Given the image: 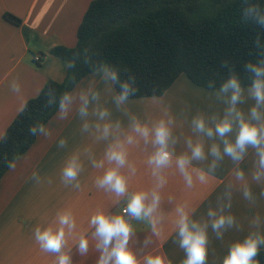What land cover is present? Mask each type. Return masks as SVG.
I'll list each match as a JSON object with an SVG mask.
<instances>
[{
	"label": "crops",
	"instance_id": "0c3cea01",
	"mask_svg": "<svg viewBox=\"0 0 264 264\" xmlns=\"http://www.w3.org/2000/svg\"><path fill=\"white\" fill-rule=\"evenodd\" d=\"M92 1L0 0V137L18 115L20 107L37 96L47 81L64 80L66 62L51 55L50 49L75 46L78 27ZM4 14L19 18L21 23L15 25L8 22ZM34 56L40 57V65L34 62ZM13 79L21 85L20 94L13 93L9 88ZM89 85L100 91V103L112 109V119H120L126 130L128 117L122 110H117L113 102V96L117 94L115 87H109L98 70L83 77L71 91L79 92ZM217 90L196 86L181 74L163 95L129 99L124 108L142 121H147L149 126L162 117L167 119L165 112L173 116V132L177 140L172 147L179 155L188 151L185 140L189 136L193 140L197 138L190 127L193 115L197 112H203L208 117L223 114L225 105L216 98ZM253 103L248 100L240 107L247 113ZM55 113L45 124L52 133L51 137H35L31 146L14 161L16 170L10 171L8 168L0 180V264H53L55 257L40 251L32 238V231L38 224H54L58 210H70L76 219L77 228L69 238L72 264H96L99 253L95 251L94 228L89 227L91 216L97 211L119 215L126 206L127 196L117 201L114 194L97 189L94 184L95 177L101 171L91 167L90 157L100 159L106 142L96 143L88 133H82V121L74 111L63 121L57 120ZM89 119L95 120V117L90 116ZM235 134L234 127L229 139L234 140ZM61 138L67 140L64 147L58 146ZM200 138L205 142L206 153L212 143H220L218 138ZM76 151H79L85 164V170L79 177V189L71 185L66 187L60 179L65 160ZM153 151L152 144H145L143 140L129 147V161L135 167V173L127 167L122 169L130 176L129 194L145 190L151 197L156 181L146 161ZM212 160L208 155L206 160L193 161V166L207 171ZM255 160V150L249 148L240 164L245 170L246 181L252 187L254 202L244 199L241 190L244 182L235 179V165L227 156L209 174L207 183L201 184L194 180L192 188L185 186L174 162L171 167L164 169L167 183L159 189L160 212L164 217L162 234L157 237L146 223L130 220L134 235L129 247L137 254L140 264H144V258L149 254H163L171 264H182L184 252L176 242L175 229V208L179 204H187L195 209L192 218L205 222L209 220L208 210H218L229 202V194L231 196L232 207L226 210V214L230 211L236 217L238 226L225 230L222 239H217L209 226L207 264H222L230 245L242 240L250 232L258 231L264 235V197L260 196L264 180L260 183L251 180ZM105 167L108 165L105 164ZM34 171L38 179L30 178ZM256 216H259L258 226L253 223ZM81 233L89 239L86 257H81L73 245V240Z\"/></svg>",
	"mask_w": 264,
	"mask_h": 264
},
{
	"label": "clouds",
	"instance_id": "9594fccd",
	"mask_svg": "<svg viewBox=\"0 0 264 264\" xmlns=\"http://www.w3.org/2000/svg\"><path fill=\"white\" fill-rule=\"evenodd\" d=\"M240 18L255 29L264 30V4L259 0H240ZM262 32H257L254 46L258 50L255 61L248 59L243 63L244 70L250 77L245 87L240 75L230 71L215 92L216 98L225 107L223 114H214L211 117L203 112H197L192 116L190 127L197 138L193 140L189 136L185 140L188 151L175 153L177 137L173 132L175 119L168 112L165 118H160L149 126L147 121H142L139 116L130 113L124 106L129 102V97L135 96L137 88L134 87L135 78L121 81L118 70L107 62H101L98 71L102 74L103 81L112 87L118 85L120 91L114 94L113 102L117 110H122L128 117V126L125 130L120 119H112V109L100 103V91L92 85L82 88L79 92L64 91L59 96L55 118L67 120L70 114L75 112L82 121L80 131L88 133L99 143L106 142L103 155L100 159L90 157L91 167L101 171L94 179L97 189L114 194L117 201L127 196L126 206L122 214L110 215L104 211L95 212L90 220L89 227L94 228L92 233L95 243V251L99 253L96 264H140L137 254L129 247V241L134 235V228L130 220L146 223L153 235L159 237L162 234L161 225L164 217L160 212L161 195L159 189L167 183L163 170L175 163L184 184L188 188L194 186V180L205 184L210 173H213L225 156L235 165L234 176L237 181L244 182L242 195L245 200L254 202L251 185L246 181L245 170L240 167L248 154L249 148L255 150L256 160L254 170L251 172V180L260 183L264 180V45L261 44ZM78 55V54H77ZM87 63L88 61L85 60ZM68 68H74V62H66ZM211 87V84L209 85ZM13 93H21V85L13 79L9 83ZM43 94L48 97L45 107L51 108L56 104V96L51 88ZM248 100L254 101L247 113L240 105ZM91 107V112H90ZM27 104H23L19 111L23 113ZM95 117L90 120L89 117ZM236 129L235 139H229L230 134ZM29 135L48 139L52 133L43 123L32 124L28 128ZM200 136L209 140L218 138L220 143H212L205 151V142ZM5 137H0V142ZM140 140L145 144L151 143L154 151L147 158V165L151 168V175L155 178V187L149 192L139 190L129 194L130 176L122 169L129 168L135 173V167L129 161V147L136 145ZM221 143L223 148L221 149ZM67 140L59 139L58 146L64 147ZM89 151V149H85ZM210 155L213 160L207 171L193 166V161H203ZM105 164L108 167H105ZM10 171L16 170L15 162H8ZM85 170V164L80 158L79 151L73 152L64 162L60 171L61 182L80 188L79 177ZM31 179H38L37 173L31 174ZM260 196L264 197V189ZM229 202L218 210L209 209L208 221L201 222L193 219L195 209L187 204H179L175 208L176 242L184 252L182 264H207L209 255V234L211 227L217 239H222L224 231L237 225L236 217L226 210H230ZM253 223L259 225V216L254 217ZM77 228L76 219L70 210H58L54 224L47 226L36 225L32 231V238L39 246L41 252L55 257L53 264H72V248L69 238ZM148 241H145L147 244ZM73 245L81 257L89 253V239L81 233L73 240ZM264 246V235L258 231L250 232L242 240L233 242L222 264H259L256 259L261 247ZM144 264H171L163 255H147Z\"/></svg>",
	"mask_w": 264,
	"mask_h": 264
},
{
	"label": "trees",
	"instance_id": "16d2710c",
	"mask_svg": "<svg viewBox=\"0 0 264 264\" xmlns=\"http://www.w3.org/2000/svg\"><path fill=\"white\" fill-rule=\"evenodd\" d=\"M259 2L264 4V0ZM4 18L21 23L11 14ZM258 31L264 33L241 20L240 0L92 1L78 27L75 46L50 49L51 55L75 63L74 68L67 67L63 81L49 80L42 88L53 90L56 104L45 107L48 97L41 90L26 102V111L18 113L2 136L6 139L0 142V180L8 162L34 142L29 126L46 124L57 111L62 92L71 91L101 62L115 67L121 81L135 78L137 92L129 99L159 97L181 74L196 86L212 90L219 89L229 72L235 71L246 87L250 77L243 63L258 57L254 46ZM114 87L118 94L119 86ZM256 259L264 264V249Z\"/></svg>",
	"mask_w": 264,
	"mask_h": 264
},
{
	"label": "built area",
	"instance_id": "2783aa9c",
	"mask_svg": "<svg viewBox=\"0 0 264 264\" xmlns=\"http://www.w3.org/2000/svg\"><path fill=\"white\" fill-rule=\"evenodd\" d=\"M34 62L37 63V62H40V57L39 56H34Z\"/></svg>",
	"mask_w": 264,
	"mask_h": 264
}]
</instances>
